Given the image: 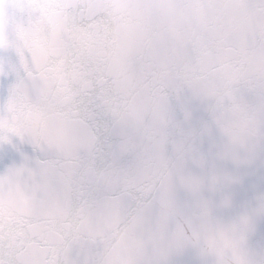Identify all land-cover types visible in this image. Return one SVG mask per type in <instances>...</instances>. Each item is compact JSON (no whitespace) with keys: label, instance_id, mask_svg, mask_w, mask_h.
<instances>
[{"label":"clouds","instance_id":"obj_1","mask_svg":"<svg viewBox=\"0 0 264 264\" xmlns=\"http://www.w3.org/2000/svg\"><path fill=\"white\" fill-rule=\"evenodd\" d=\"M0 264H264V0H0Z\"/></svg>","mask_w":264,"mask_h":264}]
</instances>
